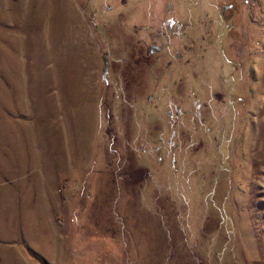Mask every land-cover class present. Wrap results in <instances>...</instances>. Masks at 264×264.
Returning a JSON list of instances; mask_svg holds the SVG:
<instances>
[{"label": "rangeland", "instance_id": "1", "mask_svg": "<svg viewBox=\"0 0 264 264\" xmlns=\"http://www.w3.org/2000/svg\"><path fill=\"white\" fill-rule=\"evenodd\" d=\"M0 264H264V0H0Z\"/></svg>", "mask_w": 264, "mask_h": 264}, {"label": "water", "instance_id": "2", "mask_svg": "<svg viewBox=\"0 0 264 264\" xmlns=\"http://www.w3.org/2000/svg\"><path fill=\"white\" fill-rule=\"evenodd\" d=\"M223 11H225V8H223ZM106 68H107V65H106Z\"/></svg>", "mask_w": 264, "mask_h": 264}]
</instances>
